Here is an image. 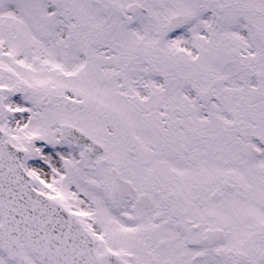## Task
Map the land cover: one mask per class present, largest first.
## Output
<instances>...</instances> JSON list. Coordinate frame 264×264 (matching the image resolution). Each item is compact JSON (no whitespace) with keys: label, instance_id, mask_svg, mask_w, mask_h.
<instances>
[{"label":"snow or ice","instance_id":"snow-or-ice-1","mask_svg":"<svg viewBox=\"0 0 264 264\" xmlns=\"http://www.w3.org/2000/svg\"><path fill=\"white\" fill-rule=\"evenodd\" d=\"M0 264H264V0H0Z\"/></svg>","mask_w":264,"mask_h":264}]
</instances>
